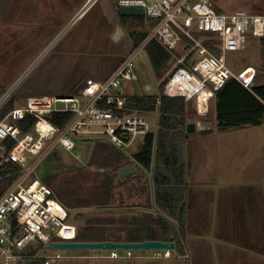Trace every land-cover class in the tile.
I'll return each mask as SVG.
<instances>
[{
  "label": "built area",
  "instance_id": "2783aa9c",
  "mask_svg": "<svg viewBox=\"0 0 264 264\" xmlns=\"http://www.w3.org/2000/svg\"><path fill=\"white\" fill-rule=\"evenodd\" d=\"M123 6L143 9V20L135 26L146 33L108 78L101 82L85 79L71 97L51 99L33 96L28 90L0 119V168L19 169L15 181L0 195V264H53L62 258L61 251L47 250V245L77 242L78 227L67 209L48 186L34 178L36 168L56 147L71 153L78 139L90 137L124 149L134 138L151 132L143 117L127 112L123 86L137 81L136 60L145 54L149 42L155 40L173 55L183 53L163 80L161 91L163 81L159 83L157 93L182 98L188 117H194L186 125L193 123L196 131L211 129L200 119L208 117L214 93L229 79L246 89L255 82V68L246 66L234 73L226 65L224 53L243 51L247 33L252 38L264 37V16L225 15L213 10L207 0H117V7ZM193 33L205 36L197 40ZM204 41L222 55L215 56ZM24 74L0 97V109L13 98ZM55 113H67L70 118L58 127L49 120ZM199 123L205 127L200 129ZM94 126L101 130L92 129ZM118 252L111 251L110 257L118 258ZM169 253L164 251L165 256ZM126 256L131 252L126 251Z\"/></svg>",
  "mask_w": 264,
  "mask_h": 264
},
{
  "label": "crops",
  "instance_id": "0c3cea01",
  "mask_svg": "<svg viewBox=\"0 0 264 264\" xmlns=\"http://www.w3.org/2000/svg\"><path fill=\"white\" fill-rule=\"evenodd\" d=\"M88 1L0 0V97L25 72L37 67L62 68L58 76L59 79L62 73V83L54 88L65 84L62 91L73 94L85 79L101 82L110 76L135 46L137 34L142 35L138 30L142 28L130 20L136 27L130 31L129 22L120 20L113 0ZM258 49L260 52V47ZM46 70L43 73L38 70L28 84L20 83L17 90L20 88L22 96L35 85L33 93L38 92L42 83H54V77ZM263 83L264 73L258 70L254 86ZM44 88L45 92L37 96H45L51 90L46 84ZM212 109L210 106L209 114ZM206 124L213 126L210 120ZM251 127L264 132L263 122L258 126L204 134L222 137L212 143L217 153L210 157L212 166L203 170L200 179H193V174L202 171L208 160H204L203 167H197L195 160L202 147L211 141L204 142L197 150L196 137L187 140V135L184 140L185 229L181 237L184 256L176 255L173 250L169 256L155 253L135 260L132 256L119 255L114 259L110 254L75 259L106 261V264L140 260L133 264H143L153 259L168 260L172 256V264H264V141H242L239 139L243 133L235 135L236 131ZM201 132L195 131L193 136ZM245 147L251 150H236ZM140 178V187L133 193L127 191L125 203L143 206L147 201L153 203L152 171L144 172ZM204 198L208 201L205 204ZM150 213L155 216L154 212Z\"/></svg>",
  "mask_w": 264,
  "mask_h": 264
},
{
  "label": "trees",
  "instance_id": "16d2710c",
  "mask_svg": "<svg viewBox=\"0 0 264 264\" xmlns=\"http://www.w3.org/2000/svg\"><path fill=\"white\" fill-rule=\"evenodd\" d=\"M113 1L118 11L117 0ZM120 20L124 23L143 19L120 17ZM143 37L144 34L137 37L139 39H136L135 46ZM255 39L259 42L260 59L264 61V37ZM145 54L155 74L161 73L173 59V54L167 52L155 40L148 43ZM259 71L264 73V69H259ZM163 84L164 81L159 87L160 91ZM149 92L146 91V93ZM146 93L127 95L126 109L128 113H138L154 110L157 107L158 131L156 134L150 132L144 136L134 154L128 156L125 150L115 147L102 138L78 139L93 142L88 160L89 166L118 171L127 165L134 164L137 173L124 180L119 178L116 183H113L110 177L103 176L83 198L77 196L70 182H65V187L62 183L54 184L52 192L68 213L74 209H89L102 213L123 210L155 212V216L151 217L136 215L119 218H85L77 228V242H173L175 254L182 257L185 254L181 241L185 229L182 144L187 138V106L180 97L171 98L159 93L157 95ZM14 101L15 99L11 98L0 109V119L13 108ZM210 106L211 109L213 108L214 124L210 130L202 131V134L222 133L243 127L258 126L264 122V83L246 89L236 80L229 79L221 89L214 93ZM69 118L70 114L67 113H55L49 116L50 122L58 127L64 126ZM18 170L17 167L12 166L0 168V195L15 181ZM150 171H152L153 185L152 204L148 201L144 203V206L137 203L129 204L119 197L115 198L116 190L131 179H138L141 174ZM141 191L143 193L144 189L142 188Z\"/></svg>",
  "mask_w": 264,
  "mask_h": 264
},
{
  "label": "rangeland",
  "instance_id": "374dc122",
  "mask_svg": "<svg viewBox=\"0 0 264 264\" xmlns=\"http://www.w3.org/2000/svg\"><path fill=\"white\" fill-rule=\"evenodd\" d=\"M209 6L222 14L225 15H231V14H243L247 16H264V0H207ZM143 19V17H140ZM129 22V21H128ZM132 22V21H131ZM129 22V29L130 31H134L136 28L134 24ZM138 32L145 34V30H138ZM136 36V34H134ZM139 35L137 34V37ZM141 36V35H140ZM205 36V34L202 33H193V37L197 40L202 39ZM139 39V38H136ZM247 43H245V48L241 52H227L224 53V59L225 63L228 66V68L236 73L240 71L245 66H252L258 70L264 69V61L260 59L261 53L259 52L258 45L259 42L256 39H253L249 33H247ZM207 41H204V44L209 48L213 50V53L215 56L222 55L221 52L216 48L212 47L210 44H206ZM125 47L123 50L125 51ZM183 53L177 52L173 55V59L164 67V69L159 74H155L149 64L148 60L145 54H141L136 60L137 64V73H138V80L131 83H124L123 86L125 88L126 94H132L136 93L137 95L145 94L147 87L150 88V92L146 93L149 95H157L159 83H161L165 78L170 75L175 68L176 60L180 56H182ZM42 67H37L36 69H30L27 71L23 77V85L28 84L33 78L34 74L39 70L42 73L46 70V68L41 69ZM62 68H51L46 70V72H49L51 76L54 77L55 81L59 80L58 82L54 83H45L46 87L50 92L46 93L45 96L50 97L51 99L57 98V97H71L73 96V93L68 91H62L65 89V84L58 86L54 88V86L59 85L62 83V73L60 74V78L58 79L59 73L61 72ZM32 70V71H31ZM31 75V78L29 77ZM45 84H41L39 86L38 92H34V88L37 86H33L32 90L29 89L33 96L42 95L45 89ZM13 86V85H12ZM60 87V88H59ZM9 88V87H8ZM7 88V89H8ZM18 88V87H17ZM17 88L12 92L11 96L12 99H15L13 103V107L20 103V98L22 97V92L20 88L17 90ZM59 88V89H58ZM6 89V90H7ZM54 89V90H53ZM5 90V91H6ZM160 90V88H159ZM8 92V90L6 91ZM18 99V100H17ZM138 114L143 117L148 124L150 125V131L154 134L158 131V119H159V113L157 107L154 110L150 111H141L138 112ZM190 120H194L193 115H190L188 117ZM207 120H210L211 123L214 124V116L213 111L208 115V117L204 119H200L201 122L206 123ZM92 129H98L101 130V127L94 126ZM246 130H239L240 132L236 131L235 135L237 133H243L244 136L239 139L242 141H264V132H262V129H257L255 127L251 128H245ZM247 131V132H246ZM215 133V132H214ZM213 134V133H212ZM248 136V137H245ZM204 134H199L197 136H193V134L188 135V139L190 138H197L198 139V146L197 150L201 149L204 142L207 143V141H211L210 144H206L204 147H202L199 156L195 160L198 162L197 167H203L204 166V160L207 159L208 162L203 167L199 173L193 174V179H200L203 175V170L205 168H210L212 165L210 164V157L213 154H216L217 151L214 147H212V143L216 142L217 139H220V135L217 136H207ZM238 136V135H237ZM251 137V138H249ZM92 139V138H88ZM143 141V137L138 136L133 139V141L130 143V145L127 148H124L126 154L128 156L134 154L139 146L141 145ZM209 145V146H208ZM93 147L92 141H81L78 140L75 143V148L70 152H67L61 148L56 147L43 161L42 163L36 168L34 171V178L37 179L40 183L45 184L53 191V186L56 183H62V186L65 187V182L71 183V188L76 191L77 196L80 198L85 197L90 189H93L94 184L103 178V176H108L112 179L113 183L118 182L119 177H117V171H113L111 168H96L93 166H89L88 160L91 153V149ZM233 150V149H232ZM237 151L240 150H251L247 147L236 149ZM226 157L228 154H225ZM224 157V156H223ZM135 166L134 164H130ZM130 178V177H129ZM140 178V176H139ZM133 179L132 183H127V186L119 188V190L115 191L116 198L117 196L124 200V197L127 195V191L130 190L131 193L138 190V188L141 185L142 178L140 179ZM148 179V177H146ZM145 178V180H146ZM124 180V179H123ZM132 180V179H131ZM187 182L189 180L187 179ZM133 186L132 188H130ZM185 186V185H184ZM129 194V193H128ZM205 199V198H204ZM241 199V197H240ZM208 201L205 199V203ZM118 213H100V214H94L93 210L89 209H81V210H70L69 216L71 217V222L75 224L77 227H80L82 224L81 222L85 218L90 217H106V216H112L115 218L124 217V216H131V215H139L140 212L138 211H132V212H123V211H117ZM155 213V212H154ZM77 218V219H76ZM111 251H61L60 255L62 258L58 261H55L53 264H106V261H80L78 259H75V257L79 256H108ZM131 252V259H138L139 257H148L152 256V254H155L156 251H130ZM172 252V251H170ZM162 256L164 251L159 252ZM44 255H51L52 253H44ZM119 256H126V251H119ZM137 261H126V260H119L116 262H112L113 264H133ZM143 264H172V256L169 257L168 260H164L161 258V260H150L149 262H143Z\"/></svg>",
  "mask_w": 264,
  "mask_h": 264
},
{
  "label": "water",
  "instance_id": "95a60500",
  "mask_svg": "<svg viewBox=\"0 0 264 264\" xmlns=\"http://www.w3.org/2000/svg\"><path fill=\"white\" fill-rule=\"evenodd\" d=\"M118 15L120 17H143L144 11L140 6H123L119 7ZM254 83L249 85V89L253 88ZM149 89L147 87L146 91ZM195 125L188 123L186 125V134L190 135L195 132ZM137 173V169L133 165H127L117 171V175L120 179H126L132 177ZM140 216L151 217L153 214L150 212H140ZM130 216V215H129ZM133 216V215H131ZM136 216V215H134ZM47 250H58V251H173V242H162V241H145L138 243L130 242H63L53 243L46 246Z\"/></svg>",
  "mask_w": 264,
  "mask_h": 264
},
{
  "label": "bare ground",
  "instance_id": "6f19581e",
  "mask_svg": "<svg viewBox=\"0 0 264 264\" xmlns=\"http://www.w3.org/2000/svg\"><path fill=\"white\" fill-rule=\"evenodd\" d=\"M43 127H44V126H43V124H42L40 128H43ZM198 127H199L200 129H203L205 126H204L203 124L199 123V124H198Z\"/></svg>",
  "mask_w": 264,
  "mask_h": 264
}]
</instances>
